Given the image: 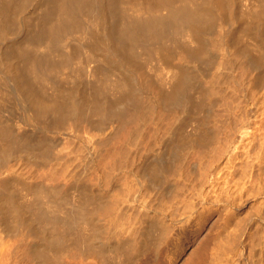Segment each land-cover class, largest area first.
Listing matches in <instances>:
<instances>
[{"label":"rangeland","instance_id":"obj_1","mask_svg":"<svg viewBox=\"0 0 264 264\" xmlns=\"http://www.w3.org/2000/svg\"><path fill=\"white\" fill-rule=\"evenodd\" d=\"M9 1H7V3H11L10 5H12L14 3L12 1L16 0ZM18 1L19 3H17ZM46 1L49 2V0H25L23 3H20L21 1L17 0L16 3H14V5H16L14 7L13 5L10 6L6 4V2L3 3L0 0V5L1 3L2 5L5 4L2 7L7 8L5 10V8L0 6L2 8V10L0 8V29L4 27V29H2L4 30V33H0V70L3 75H10V70L7 67V59L9 57L13 62L14 69L18 75H20L19 68L21 65L24 71L28 72L26 74L27 78L33 83L32 87L35 86V91L37 92L39 90L37 92L39 97L41 96L44 98V96H47L45 98L52 102V93H58L57 95L55 94V97L57 96L55 98V100H57L55 103L58 101L61 103L58 105H61L62 109H64V116L68 117V115H70V118L65 117L63 119L62 123H64V120L65 123L63 127L61 126L63 129L66 127L65 131L67 134H61V132H57V128H60L58 127V123H54L50 126V128L41 125L43 123H52V118H56L57 116L56 112V114L53 113L55 114L53 116H49L47 114V118L43 121V123L33 122L35 126L31 121L30 123L28 121L25 122L24 114L26 109L23 108L25 106H22L21 104L20 106L18 105V107L14 106L19 97L17 91L13 89V86H6L3 88L2 92L5 100L3 101L4 107L3 105L0 107V118L3 119L5 116L3 119L5 124H9L10 126L12 125L9 127L11 130L13 128L12 132L14 131L15 134H20V138L19 136L18 138L21 140V142L24 141L23 143L27 142L29 144L34 143L36 146H34L33 149L31 148V150H34V152L29 150V144H23L24 149L21 147L15 149L12 144H8V142L11 143L10 140L8 141L7 139H0V153L2 154H0V158L3 159L4 155H6V158L8 157V159H4L6 161L2 160V164L0 163V166L3 165L0 167V204L2 202V206L0 205V208L3 207L5 208L4 210L9 208V203L6 200V197H8L7 199L11 198V200L15 199L16 201H13L16 203V205L21 203L19 205L21 208L25 207V204L29 203V200L35 199L43 192L39 191V188H43L44 190L47 188V191L51 190L54 195L56 192L55 196L57 201L60 200L59 198L64 199V201L60 200L59 202H56L57 205L51 202L54 208L59 204L61 205V202L63 203V206L65 205L64 207L61 205V209H59L60 206H58V211H63L62 213L60 212L61 214L67 211L68 208H74L75 204L76 206L78 203L81 205L85 204L87 208L84 207L85 205L83 207L86 210L89 208L88 211H90V213L94 215L93 217L96 218H94L96 224H100V227L98 228L102 231L101 233L104 234L103 231L107 229L109 234H105V236H109V238L107 237V239L103 235L105 237L106 243L115 246L117 251L116 252L115 249L113 251L108 250L106 253H101V256L103 257H101L100 254L97 255V257L90 251H88V253L86 250H81L78 247L76 248L75 246L77 245H74L75 248H73L76 249L74 250L71 246L77 242L74 240L75 237L73 239L71 238L72 236L68 234L64 241V246H66V249L68 248V251L69 248L73 251L71 250L72 252H68L64 247H62L63 249L57 248L59 251L63 250L57 255L58 250L53 249V251L51 249L52 252L55 253L57 251V253H52V255H54H48L47 258L46 253L51 254L50 248H48L49 250H46V252L44 251L46 248H43L42 250L46 255L45 257L47 258L45 262H48L50 257H56L58 260L55 258L54 259L58 262L60 261L59 259L62 258L61 261L64 260L62 262L70 261L75 263L90 262L92 259L93 261H96V259L98 261H100V259H105V262H107L105 264H108L109 262L110 264H264V0H211L213 3V17L211 18L210 22L199 24L200 28L199 25H196L200 32L194 33L192 31H187L183 32L186 35L183 33H181L182 35L178 34V36L176 34H171V36L165 35L161 37L162 39L155 37L156 40L154 38H142L133 42L134 44L128 41V43H126L127 45L121 44L117 38L120 32V27L124 22H131L132 20L140 17L163 16L167 14L170 7L169 5L178 6L182 3H186L190 5L192 4L191 6L196 4H198V6H202L206 0H95L96 5H94V11L96 12L93 13L92 9V13L87 10L82 11L81 18L80 16L79 18L77 17V23H79L77 24L78 26L76 25L72 31V38L70 36V41L67 48H58L54 51H49V53L43 51L42 48V51H40L41 49H39L36 42L33 44V42L30 40V32L32 33L34 27L37 28L39 24L38 22L43 18H41V13L43 14L45 12L44 8H47L46 4H48V2L46 3ZM98 6L99 8H97ZM10 11L12 12L10 13ZM109 33H113L115 35H111ZM107 45H109V47ZM17 48H20L22 51H24V54L18 53L21 52V50H15ZM28 48H30V50ZM127 48L130 49L129 52L126 51ZM60 49H63L64 52L67 50V53H64L63 51V53L60 52ZM30 51L32 53L30 56H33L32 58L36 56L41 58L39 60L41 61V64L35 63L36 65H34V62L31 61V58H29L30 56L28 53ZM12 52L22 55L18 56L17 54H12ZM125 52H127L130 57ZM43 53H45V56ZM13 55H17V57H14ZM23 55H28V57L25 58ZM126 58L128 59L127 62H125ZM61 59L64 62H62ZM121 60L124 61L121 62ZM29 65H31V67ZM25 67H27L26 70ZM146 78L148 79L146 80ZM5 79H3V81L6 83L7 80ZM180 79L184 80V84L186 82L188 83L185 84V88H183V90L180 86ZM149 81L150 83H148ZM176 82H179L180 84L176 85ZM173 83L175 86H177L178 91L179 89L180 91L182 90L180 94L188 102H185L182 96V98L180 97L179 100L170 99L168 92L174 91V89H176V87L172 85ZM37 84L40 86V88H36V86H38ZM41 86H43V89ZM173 86L175 88H173ZM171 87L173 89H171ZM94 91H97L95 94H99V92L102 93L99 94L100 96H95ZM44 92L47 93V95H45ZM68 93L74 94V97L76 96V98L72 99H74L76 103L77 101H81L80 104L83 102V105L86 104L87 108L77 103L78 109L84 108L85 110L81 112L82 109H80L78 110V113L75 111L72 112L73 114L68 113L67 115L66 112L68 110L66 109L69 107L65 103L68 102L66 100H70L72 97H70L71 94L68 95ZM164 94L165 96L166 94L168 96L165 98ZM62 95L63 99L65 98L64 100H62ZM97 97L98 100H101V97V102H105H102L103 105H105L104 112L95 111V109L91 112L88 111L91 110V105H93V101L97 100ZM202 97L204 98V102ZM122 102L124 103L121 104ZM235 103L238 104L236 105ZM185 104L186 108H184ZM118 109L123 113V118L124 116L128 118H125L124 123L120 121L119 118L117 120V116H115L116 112L117 114L121 113ZM243 109H246V111L248 110L249 115L248 121L244 122L243 124V130L246 131V134L242 136L241 133L238 134V132H236V134L233 136L234 138H232L231 142L228 144L227 150L224 151L221 156L220 153L222 150L218 149L213 151V153L211 152V154H214L215 161L213 162L214 167H211L212 176L210 175L209 181H214L216 183H209L205 181L204 184H202L200 182L193 181L194 179L191 176H193L195 169L192 172L193 169L191 170L186 162H182L183 159L181 158L184 151L189 149L190 146H188L186 149L184 148V150L182 149L179 157L175 158V168H178L177 166L181 165L179 166L181 169L179 168L180 171H175V173H177L176 177L180 174V178L178 179L177 177L176 180L175 174H173V178H175L177 184L180 183L181 194L188 197L186 198L188 199V203L186 201V207L188 205L190 206L186 208L184 205L186 211H183L184 208L181 207L183 208L182 211H179L182 212L179 215L181 219L177 222L175 221V225L174 223L172 224L173 220L167 217H161V214L158 211H154L153 209H151V211H145L140 205H136V202L143 203L145 201H151V205L154 208L156 207L157 210L160 208L159 204L162 205L160 202H162L164 198L162 195H160L161 191L158 192L157 189L150 190L146 185L147 178L144 176L141 177L140 174L142 165L144 160L146 162V159L149 160L153 157L159 156V159L162 157L161 159L166 160L165 162H167V159L172 161L171 156H169V154L171 155L172 152L169 153V151L176 141L172 139L174 142L171 141L168 143V139L171 138V135L174 138V135L178 132L180 134L182 133V135H193L194 133L197 134L205 132L210 138L206 147H211L212 144H216L215 140L217 141V139H223V131L228 128L230 123L235 121H233V116ZM86 110L89 113L87 112V114H85ZM257 110L259 112H257ZM110 111L112 114H114V116L110 113ZM52 112L54 111H50L51 114ZM99 112L101 115H98ZM260 113L262 114L261 116ZM48 116L49 118H52L48 119ZM161 123L163 126L160 125ZM37 124H40L41 127ZM139 124H141V126ZM196 126L197 129H195ZM74 127L76 128L74 129ZM118 127L121 130H119ZM199 130L200 132H197ZM112 131H115V133ZM74 132L76 134H73ZM25 135L32 138L24 139L22 136ZM215 136H217L216 139L214 138ZM34 138H39L40 140H35ZM99 138H103L102 141H104V143L102 142L103 144L101 143V145L97 144ZM165 140L170 146L167 147L169 151L165 148V150L168 151L166 153L165 150H162L164 149L165 144H167ZM36 141H38V143ZM206 147L203 149L206 150ZM9 148L11 151L13 150L12 152H15L13 156V153L9 150ZM194 148H190L189 150H193L197 152V154L199 151H201L200 147L198 148L195 146ZM8 150L11 154H9ZM26 151H30L31 153H27ZM160 152H162V154ZM164 153L166 155H164ZM43 155H48L49 157L47 163L45 164L46 166L42 165L41 163V157ZM228 156H233V158H231L232 160H230ZM30 157L35 161H38V165L34 164L35 162L29 159ZM197 157L199 158V156ZM197 157L196 159L201 161V159H198ZM182 167L186 171H184ZM186 172H188L190 177H188ZM40 174L42 175V178ZM182 174L185 175L186 178L188 177V179L186 180L185 176ZM138 179H140V182ZM224 180L227 181L225 182ZM3 182H5V184ZM181 182L184 184V186L181 185ZM188 182H191V184L193 182L199 184H197L196 188L201 191V198L197 197L196 195L194 198L193 188L190 187L192 185L188 184L190 188H186L188 191L185 189L186 186L188 187V185H186ZM183 187L186 192L183 191ZM9 191H12V194H10ZM35 191H37L36 193L39 192V195L34 193ZM43 194L44 197H47L46 192H43L41 197H38L39 200L37 201L40 202ZM86 194L91 195L89 197L90 199L93 197V200H90ZM133 196L136 198L134 199ZM46 199L48 198H43V200ZM137 199L138 201H136ZM3 200L4 202L6 201V206L3 205ZM87 200L90 201L88 202ZM73 201L74 203L77 201L78 202L73 204ZM103 203L104 205H102ZM22 204L23 206H21ZM72 204L74 207H72ZM116 209H118V211ZM255 209L256 211L254 212ZM104 210L107 212H104ZM108 211L113 213L110 214ZM147 212L149 213L150 220H152V218L154 220H152V223L150 224L152 227L149 226V228L145 231V234H138V232H142V226L145 224L142 219L145 217H143L144 213ZM104 213H106L105 216L107 214L108 215L105 217L103 216ZM155 213L158 217L152 216L155 215ZM117 216L119 217L117 218ZM112 218H114V220ZM8 219L9 217L7 218V224L9 222ZM9 220L11 221L12 218L10 217ZM239 220L242 224V234H238V237H221V232L223 233L224 231V233H226L227 231L230 232V230L231 234L235 233L234 235H236L238 230L235 226H238L239 222L236 221ZM108 222H110V226L115 222V227L112 225L111 228H107V224L109 226ZM163 222L168 223V229H166V227V230L163 231L165 233H162L164 237H158L160 230L157 229H159V225L161 223L162 225H165ZM5 223L6 222H3V224ZM86 223L89 225H86ZM91 224L92 222H82V224L80 222V229L81 227H88L89 230L92 231L94 226ZM169 225L171 226L170 228ZM78 226L79 225H77L76 228H78ZM76 228H74V230ZM85 228L83 230L84 234H88L86 231L91 233L88 228H86L87 230ZM25 229V225L21 226L20 224L16 229L20 232L15 231L14 233H6V229L2 227L0 223V238L3 237L0 241V243L2 242L1 244L3 247L1 248L0 244V264H2V262L3 264H40L39 261H41V259L38 261V258L36 257L37 255L39 257V250L37 247L39 238L32 237L30 234L28 235ZM109 231L112 233V235H114V232L117 231L115 233L117 237H114L115 235L111 236ZM15 233H18L20 236L22 235L24 239L22 236L18 239L17 237L19 235L17 234V236ZM103 236L100 237L103 239ZM15 238L16 240H14ZM229 239H231V242ZM12 240L18 241L12 242ZM71 240L73 241L72 243L70 242ZM132 240L134 241L132 242ZM33 241L34 243L36 241L34 245H32ZM129 241L131 242L129 243ZM3 242H6L7 246ZM8 242L12 244L11 247ZM114 242H116L117 245H114ZM155 243H157V246ZM154 244L155 247H153ZM13 245H17L15 246L16 251H14ZM30 245H32V247L34 246L35 249L38 250H35L36 252L34 253L35 255L33 254L34 256L31 252H29L31 250L34 252ZM26 246L28 249H31H29V251L28 249L27 251L26 249L23 250ZM126 246H128V249L130 247L132 248L126 250ZM59 248H61V246H59ZM121 248L126 250L128 253L130 252L131 255L126 253V251L125 253L124 251L121 252ZM77 249L79 250L77 251ZM7 250L8 254L10 251L11 253H15H12L8 256L6 252ZM1 251L4 252V254ZM155 251H157V253H155ZM206 255L207 257H205ZM227 255L230 256L228 257ZM10 256L13 258H10ZM93 256L95 258H93ZM109 256L111 258L113 257L111 261H109ZM54 259L51 258L52 262L55 263Z\"/></svg>","mask_w":264,"mask_h":264},{"label":"bare ground","instance_id":"obj_2","mask_svg":"<svg viewBox=\"0 0 264 264\" xmlns=\"http://www.w3.org/2000/svg\"><path fill=\"white\" fill-rule=\"evenodd\" d=\"M4 1V0H3ZM2 0H1V2H3ZM7 1H9V0H7ZM7 1L5 0L4 2H6V4H8L7 3ZM12 1V0H11ZM17 1V0H16ZM16 1H12V2H14V3H16ZM21 2L20 3H23V1H25V0H20ZM147 1V0H146ZM3 2V3H4ZM10 2V1H9ZM48 1H46V3H47ZM103 2V1H102ZM14 3L12 4L14 7L16 6V5H14ZM17 3H19V1L17 2ZM97 3H99V2H97ZM154 3H156V2H154ZM219 3V2H218ZM11 3H9L8 5H10ZM101 4V3H100ZM100 4H99V6H100ZM109 4V3H108ZM214 4H216V3H214ZM3 5H5V4H3ZM2 5V3H1V7L3 6ZM12 5H10V6H12ZM20 5V4H19ZM94 5H96V3H95V0H49V2H48V4H46V6H47V8L45 7L43 10L45 11L43 14L41 13V21H37L38 23V26H37V28H33V31H32V33L30 32V40L33 42V44L36 42V44L38 45V47H39V49H43V51H45V52H48L49 53V51L51 52L52 50L54 51V50H56V49H58V48H63V49H66L67 48V46H68V44H69V41H70V36H71V38H72V31H73V29H74V27L79 23H77V21H78V19H77V17L79 18V16H80V18H81V13H82V11H89V12H91L92 13V10H93V13L94 12H96V11H94ZM192 5V4H191ZM190 4H186V3H182L181 5H175V6H171V5H169L170 7H169V9H168V12H167V14H165V15H163V16H155V17H153V16H151V17H140V18H137V19H134V20H132L131 22L130 21H127V22H124L123 24H122V26L120 27V32H119V34H118V36H117V38H118V40L120 41V43L121 44H126V43H128V41L129 42H135V41H137V40H140V39H142V38H145V39H151V38H154L155 39V37H157V38H161V37H163V36H165V35H167V36H171V34H176L177 36H178V34L180 35L181 33H183V32H187V31H192V32H194V33H197V32H200L199 31V29H198V27H196V25H199V24H203V23H207V22H210L211 21V18L213 17L212 15H213V11H212V9H213V3H212V1L211 0H206V2H204V4H202V6L201 5H199L198 6V4H196V5H193V6H191ZM99 6L97 7V8H99ZM106 6V5H105ZM0 7V8H1ZM9 7V6H8ZM96 7V6H95ZM109 7V6H108ZM138 7V6H137ZM2 8H5V7H2ZM2 8H1V10H2ZM12 8V7H11ZM7 8H5V10H6ZM9 9H10V7H9ZM9 9H8V11H9ZM92 9V10H91ZM11 10V9H10ZM91 10V11H90ZM102 10V9H101ZM100 10V11H101ZM220 11V10H219ZM12 11H10V13H11ZM42 12V11H41ZM150 12V11H149ZM156 12V11H155ZM115 13V12H114ZM146 13V12H145ZM4 14H5V12H4ZM39 19H40V16H39ZM38 20V19H37ZM213 20V19H212ZM36 22V21H35ZM34 24V23H33ZM207 25V24H206ZM206 25H204V26H206ZM78 26V25H77ZM83 27V26H82ZM119 28V27H118ZM199 28H200V25H199ZM2 29H4V27H2L1 29H0V31L2 30ZM112 30V29H111ZM119 30V29H118ZM0 33H4V30H2ZM109 34H111V33H109ZM170 34V35H169ZM183 34H185V33H183ZM4 35V34H3ZM111 35H115V34H111ZM175 35V36H176ZM182 35V34H181ZM186 35V34H185ZM112 37V36H111ZM109 38H110V35H109ZM115 38V37H114ZM168 38H171V37H168ZM107 39V38H106ZM112 39V38H111ZM153 39V40H154ZM159 39H157V40H159ZM162 39V38H161ZM167 39V38H166ZM116 40V39H115ZM156 40V39H155ZM148 41V40H147ZM153 42V41H152ZM170 42V41H169ZM134 44V43H133ZM110 45V44H109ZM109 45H107L108 47H109ZM127 45V44H126ZM75 46V45H74ZM106 46V45H105ZM116 46V45H115ZM132 46V45H131ZM28 47V46H27ZM108 47H107V49H108ZM148 47V46H147ZM19 49V50H18ZM23 49V48H22ZM26 49V48H25ZM29 50H30V48H28ZM35 49V48H34ZM38 49V48H37ZM42 49L40 50V51H42ZM61 50L60 52H64V50ZM150 49V48H149ZM198 49V48H197ZM15 50H18V51H20L21 49L20 48H17V49H15ZM28 50V51H29ZM126 51H130V49L129 48H127V50ZM196 51V50H195ZM15 52V51H14ZM14 52H12V54L14 53ZM26 52V51H25ZM62 52V53H63ZM66 53H67V50L65 51ZM64 52V53H65ZM18 53H22V54H24V51H22L21 50V52H18ZM38 53V52H37ZM71 53V52H70ZM123 53V52H122ZM125 53H127V52H125ZM131 53H133V52H131ZM14 54H17V53H14ZM21 54V55H22ZM29 54V56H30V54H32L31 53V51L28 53ZM44 54V56H45V53H43ZM47 54V53H46ZM18 56H21L20 54H17ZM17 55L15 56V55H13L14 57H17ZM38 55V54H37ZM40 55H42V54H40ZM60 55H62V54H60ZM126 55V54H125ZM127 55H129L128 53H127ZM132 55V54H131ZM135 55V54H134ZM23 56H25V55H23ZM121 56V55H120ZM191 56V55H190ZM28 57V55H26L25 56V58H27ZM33 57V56H32ZM31 56L29 57V58H31V61H33L34 62V65H36L35 63H38V64H41V61H39L41 58H39V56L36 58V57H34V58H32ZM66 57V56H65ZM70 57V56H69ZM123 57V56H122ZM121 57V58H122ZM129 57H130V55H129ZM197 57V56H196ZM24 58V57H23ZM28 58V59H29ZM39 58V59H38ZM43 58V57H42ZM67 58V57H66ZM27 59V60H28ZM123 59V58H122ZM46 60V59H45ZM45 60H43V61H45ZM64 60V59H63ZM131 60V59H130ZM29 61V60H28ZM42 61V62H43ZM61 61H62V59H61ZM66 61V60H65ZM122 61H124V60H121V62ZM128 61V59L126 58V60H125V62H127ZM134 61V60H133ZM30 62V61H29ZM40 62V63H39ZM62 62H64V61H62ZM68 62V61H67ZM131 62H132V60H131ZM264 62V61H263ZM258 63V62H257ZM22 64V63H21ZM30 64V63H29ZM43 64V63H42ZM45 64V63H44ZM252 64H253V62H252ZM48 65V64H47ZM53 65V64H52ZM30 67H31V65H29ZM29 66H28V68H29ZM39 66V65H38ZM50 66V65H49ZM54 66V65H53ZM254 66H255V64H254ZM7 67H8V69L10 70V75H3V73L1 72V70H0V107H2V105H3V107H4V104H3V101L5 100V97H3V92H2V90H3V88H5L6 86L7 87H9V86H13V89H15L16 91H17V93H18V95H19V97H18V100H17V102H16V104L14 105V106H17L18 107V105L20 106V104L23 106H25V107H23V108H25L26 109V112H25V114H24V121L26 122V121H28L29 123H30V121L33 123H36V122H42L43 123V121L44 120H46V118H47V114L50 116V115H55L56 113V118L55 117H51L52 118V123H43V124H41V125H43L44 127H47V128H50V126L51 125H53L54 123H58V127H60L59 129L57 128V132H61V134H67V132L65 131V128L63 129L62 127H63V125H64V123H65V120H64V123H62L63 122V119L66 117V118H70V115H68V113L70 114V113H72V112H75L76 111V113H78V110H80V109H82L81 110V112L83 111V110H85L84 108H79L78 109V104L77 103H79L80 104V102H78L77 101V103L75 102V100L74 99H72V98H76V96L74 97V94H71V93H68V95H70V97H71V99L70 100H66V101H68V102H63V103H65L66 105H68V109H66V110H68L66 113H67V115H68V117L67 116H64V113H63V110L64 109H62V107H61V105H58V104H61V103H59V101L57 102V103H55L57 100H55V98L57 97H55V94H54V92L52 93L53 95H51V96H53V100H52V102H50L49 100H47L45 97H47V96H44V98L43 97H39L38 95V91L36 92L35 90V86L34 87H32V85H33V83L32 82H30L31 80L30 79H28L27 78V73L28 72H25L24 71V69H23V67H22V65H21V67L19 68V73H20V75H18V73L15 71V69H14V65H13V62L10 60V58L8 57V59H7ZM34 67V66H33ZM40 67V66H39ZM26 68L27 67H25V70H26ZM35 68V67H34ZM42 68V67H41ZM99 68V67H98ZM97 68V69H98ZM46 69V68H45ZM48 69V68H47ZM53 69V68H52ZM54 69H55V67H54ZM90 69V68H89ZM31 70V69H30ZM33 70V69H32ZM92 70V69H91ZM98 71V70H97ZM40 72V71H39ZM95 72V71H94ZM218 72V71H217ZM96 73V72H95ZM166 73V72H165ZM168 73V72H167ZM188 73V72H187ZM38 74V73H37ZM181 74V73H180ZM213 74V73H212ZM218 74V73H217ZM45 75H46V73H45ZM96 75V74H95ZM163 75H164V73H163ZM31 76V75H30ZM40 76V75H39ZM43 76V75H42ZM167 76V75H166ZM184 76V75H183ZM219 76V75H218ZM83 77V76H82ZM105 77V76H104ZM181 78H183L182 76H180ZM189 77V76H188ZM211 77H212V75H211ZM216 77H217V75H216ZM216 77H215V79H216ZM6 78V79H5ZM32 78V77H31ZM103 78V77H102ZM125 78V77H124ZM128 78V77H127ZM176 78H177V75H176ZM210 78V77H209ZM228 78H229V76H228ZM3 79H5V80H7V82L5 83L4 81H3ZM35 79V78H34ZM105 79V78H104ZM145 79V78H144ZM148 78H146V80H147ZM179 79V78H178ZM188 79V78H187ZM191 79V78H190ZM240 79V78H239ZM241 79H242V76H241ZM108 80V79H107ZM106 80V81H107ZM118 80V79H117ZM181 80V84L179 83V82H176V85L177 84H180V86H181V89L183 90V88H185V84L187 83H185L184 84V80L183 79H180ZM218 80V79H217ZM224 80V79H223ZM152 81V80H151ZM164 81V80H163ZM162 81V82H163ZM245 81V80H244ZM34 82V81H33ZM103 82V81H102ZM117 82H119V81H117ZM129 82V81H128ZM160 82V81H159ZM172 82V81H171ZM4 83H5V85H4ZM32 83V84H31ZM99 83V82H98ZM131 83V82H130ZM148 83H150V81L148 82ZM157 83V82H156ZM175 83V82H174ZM174 83L172 84V85H174ZM191 83V82H190ZM95 84H96V82H95ZM121 84V83H120ZM188 84V83H187ZM192 84V83H191ZM207 84V83H206ZM240 84V83H239ZM38 85V84H37ZM93 85V84H92ZM102 85V84H101ZM112 85V84H111ZM118 85H119V83H118ZM165 85V84H164ZM231 85V84H230ZM39 86V85H38ZM38 86H36V88H40V86L38 87ZM95 86H97V85H95ZM120 86V85H119ZM175 86V85H174ZM173 86V88H175L176 87V89H174V91H170V92H168V95H170V99H174V100H179V98L182 96L180 93H181V91H180V89H179V91H178V89H177V86H175L174 87ZM179 86V87H180ZM191 86V85H190ZM247 86V85H246ZM43 86H41V88H42ZM94 87V86H93ZM108 87V86H107ZM130 87V86H129ZM133 87H134V85H133ZM170 87V86H169ZM187 87V86H186ZM206 87H208V86H206ZM237 87V86H236ZM32 88H34V89H32ZM101 88V87H100ZM124 88V87H123ZM143 88H144V86H143ZM145 88H147V87H145ZM155 88V87H154ZM157 88V87H156ZM168 88V87H167ZM172 87H171V89H173ZM192 88V87H191ZM235 88V87H234ZM233 88V89H234ZM246 88V87H245ZM43 89V88H42ZM41 89V90H42ZM97 89H99V88H97ZM131 89V88H130ZM150 89V88H149ZM153 89V88H152ZM161 89V88H160ZM159 89V90H160ZM188 89V88H187ZM223 89H224V87H223ZM222 89V90H223ZM236 89V88H235ZM238 89V88H237ZM60 90V89H59ZM104 90H105V88H104ZM120 90V89H119ZM124 90V89H123ZM137 90V89H136ZM135 90V91H136ZM221 90V91H222ZM230 90V89H229ZM248 90V89H247ZM44 91V90H43ZM42 91V92H43ZM91 91V90H90ZM108 91V90H107ZM114 91V90H113ZM144 91V90H143ZM154 91H156V90H154ZM161 91V90H160ZM185 91H187V90H185ZM189 91V90H188ZM208 91H210V90H208ZM217 91V90H216ZM220 91V90H219ZM234 91V90H233ZM254 91V90H253ZM42 92H41V95H42ZM95 92H97V91H94V95L95 96H98L99 94H101L100 92H99V94H95ZM122 92V91H121ZM128 92V91H127ZM149 92H150V90H149ZM200 92V91H199ZM45 93V92H44ZM107 93V92H106ZM133 93V92H132ZM131 93V94H132ZM141 93H144V92H141ZM140 93V94H141ZM157 93V92H156ZM189 93V92H188ZM187 93V94H188ZM216 93V92H215ZM231 93V92H230ZM58 94V93H57ZM56 94V95H57ZM147 94V93H146ZM145 94V95H146ZM159 94V93H158ZM192 94V93H191ZM235 94V93H234ZM233 94V95H234ZM255 94V93H254ZM44 95V94H43ZM45 95H47V93H45ZM125 95V94H124ZM167 94H166V96H168ZM190 95V94H189ZM250 95V94H249ZM5 96V95H4ZM95 96H94V98H95ZM100 96V95H99ZM114 96H115V94H114ZM120 96V95H119ZM138 96V95H137ZM164 96H165V94H164ZM166 96H165V98H166ZM230 96V95H229ZM245 96V95H244ZM251 96V95H250ZM249 96V97H250ZM62 97V100H64L63 99V95L61 96ZM67 97V96H66ZM153 97V96H152ZM183 97V96H182ZM181 97V98H182ZM221 97V96H220ZM68 98V97H67ZM115 98V97H114ZM141 98V97H140ZM145 98V97H144ZM155 98V97H154ZM203 98V97H202ZM207 98H208V96H207ZM61 99V98H60ZM69 99V98H68ZM97 100H95V101H93V105H91V110H88V111H93L94 109H95V111H102V112H104V106L105 105H103V103L102 102H104V101H102L101 102V100H102V98L100 97V99L101 100H98V97L96 98ZM125 99V98H124ZM157 99V98H156ZM183 99H184V97H183ZM77 100V99H76ZM117 100V99H116ZM130 100H131V97H130ZM140 100V99H139ZM169 100V99H168ZM185 100V99H184ZM211 100V99H210ZM219 100V99H218ZM234 100V99H233ZM241 100V99H240ZM107 101V100H106ZM120 101H121V99H120ZM187 100H185V102H186ZM206 101V100H205ZM235 101V100H234ZM243 101V100H242ZM253 101V100H252ZM25 102V103H24ZM112 102V101H111ZM110 102V103H111ZM136 102H138V101H136ZM188 102V101H187ZM203 102H204V98H203ZM230 102V101H229ZM62 103V104H63ZM87 103V102H86ZM105 103V102H104ZM113 103V102H112ZM124 102H122L121 104H123ZM130 103V102H129ZM128 103V104H129ZM139 103V102H138ZM162 103V102H161ZM160 103V104H161ZM199 103V102H198ZM212 103V102H211ZM224 103V102H223ZM226 103V102H225ZM115 104V103H114ZM230 104V103H229ZM236 104V103H235ZM238 104V103H237ZM236 104V105H237ZM252 104V103H251ZM64 105V104H63ZM65 105V106H66ZM80 105H83V102H82V104H80ZM126 105V104H125ZM124 105V106H125ZM132 105V104H131ZM137 105V104H136ZM139 105V104H138ZM143 105H144V103H143ZM148 105V104H147ZM158 105V104H157ZM168 105V104H167ZM206 105V104H205ZM208 105V104H207ZM224 105V104H223ZM254 105V104H253ZM6 106V105H5ZM85 108H87L86 107V104L85 105H83ZM82 106V107H83ZM89 106V105H88ZM108 106V105H107ZM121 106V105H120ZM133 106V105H132ZM142 106V105H141ZM173 106V105H172ZM179 106V105H178ZM67 107V106H66ZM80 107V106H79ZM110 107V106H109ZM108 107V108H109ZM114 107V106H113ZM119 107V106H118ZM137 107V106H136ZM167 107V106H166ZM169 107H170V105H169ZM16 108V107H15ZM65 108V107H64ZM135 108V107H134ZM148 108H150V107H148ZM160 108H161V106H160ZM159 108V109H160ZM184 108H186V104H185V107ZM220 108V107H219ZM226 108V107H225ZM1 109V108H0ZM3 109V108H2ZM11 109V108H10ZM133 109V108H132ZM145 109V108H144ZM153 109V108H152ZM171 109V108H170ZM169 109V110H170ZM232 109V108H231ZM54 111V112H52V114L50 113V111ZM65 110V111H66ZM109 110H110V108H109ZM115 110V109H114ZM119 110V109H118ZM135 110H136V108H135ZM219 110V109H218ZM240 110V109H239ZM1 111V110H0ZM87 110L85 111V114H87V112H88ZM111 111H112V109H111ZM111 111H110V113H111ZM117 111V110H116ZM123 111V110H122ZM141 111V110H140ZM144 111H146V110H144ZM200 111V110H199ZM221 111V110H220ZM231 111V110H230ZM233 111V110H232ZM255 111V110H254ZM5 112V111H4ZM56 112V113H55ZM119 112H121L120 110H119ZM125 112V111H124ZM139 112V111H138ZM159 112V111H158ZM257 112H259L258 110H257ZM3 113V112H2ZM7 113V112H6ZM53 113H55V114H53ZM76 113H74V114H76ZM79 113H80V111H79ZM89 113V112H88ZM94 113V112H93ZM98 113V112H97ZM97 113H96V115H97ZM128 113V112H127ZM167 113V112H166ZM227 113V112H226ZM255 113H256V111H255ZM8 114V113H7ZM6 114V115H7ZM73 114V113H72ZM82 114V113H81ZM81 114H80V116H81ZM112 114V113H111ZM122 114V115H121ZM171 114V113H170ZM188 114V113H187ZM219 114V113H218ZM222 114V113H221ZM220 114V115H221ZM98 115H101L100 114V112H99V114ZM113 116H114V114H112ZM140 115H142V114H140ZM150 115V114H149ZM149 115H147V116H149ZM185 115V114H184ZM217 115V114H216ZM262 114L260 113V116H261ZM49 116H48V119H51V118H49ZM85 116V115H84ZM115 116H117V120H118V118L120 119V121H122L123 123H124V120H125V118H127V117H125L124 116V118H123V113L121 112V113H118L117 114V112H116V115ZM139 116V115H138ZM170 116V115H169ZM256 116H257V114H256ZM3 117V116H2ZM5 117V116H4ZM4 117H3V119H4ZM100 117V116H99ZM132 117V116H131ZM151 117V116H150ZM158 117V116H157ZM182 117V116H181ZM255 117V116H254ZM138 118V117H137ZM188 118V117H187ZM220 118H222V117H220ZM225 118V117H224ZM233 121L234 122H232V123H230V125L228 126V128L226 129V130H224L223 131V139L222 140H218L217 139V141L215 140V142H216V144H212L211 145V147L209 146V147H206L207 146V144H208V142H209V135L208 134H206L205 132H201V133H197V134H184V135H182V133L180 134L179 132L178 133H176L175 135H174V138L172 137V135L170 136L171 138L170 139H168V143H170L171 141H173L172 139H174L176 142H174V144L172 145V148L170 149V151H169V149H167V147L169 146V144L167 143V139L165 140L166 141V143L167 144H165V147H164V149H162V150H165V148L169 151V153L170 152H172L171 153V155L169 154V156H171V160L172 161H170L169 159H167V162H165L166 160H163V159H159V156L157 157H153L152 159H149V160H147L146 159V162H145V160H144V163H143V165H142V169H141V174H140V176L142 177V176H144V177H146L147 178V186H148V188L151 190V189H157L158 190V192L159 191H161L160 192V195H162L163 196V198H164V200L162 201V202H160L162 205H160L159 204V206H160V208L157 210L156 209V207L154 208L152 205H151V201H149V202H147V201H145V202H140V203H138V202H136V205H140L141 207H142V209H144L145 211L147 210H150L151 211V209H153L154 211H158L160 214H161V217H167V218H169V219H171V220H173V222H172V224L174 223V225L176 224L175 223V221L177 222L178 220H180L181 218H180V214L182 213V212H179V211H182V209L184 208V205H185V207H186V205H187V203H188V199H186V198H188V197H186V195L184 196L183 194H181V188H180V183L179 184H177L176 182V180H177V177H178V179L180 178L179 176H180V174H179V176H177L176 177V175H177V173H175V171L177 170H179V166H181V165H178L177 167L178 168H175V165H174V162L176 161L175 160V158L176 157H179V155H180V152L182 151V149L184 150V148L186 149L188 146H190V148L192 149V148H194L195 146H197L198 148L200 147V150L201 151H199L198 152V154H197V152H195V151H190L189 149H187V150H185L184 151V153L182 154V156H181V158L183 159V161L182 162H186L187 163V165L190 167V169L192 170V172L194 171V169H195V171L193 172V176H191V177H193V181H197V182H200V183H202V184H204V182L206 181V182H209V183H211V182H214V181H209V178H210V175L212 176V174H211V167L213 166V162L215 161V157H214V154H211V152L213 153V151H215V150H222V152L220 153V156L223 154V152L224 151H226L227 150V147H228V144L231 142V140H232V138H234L233 136L236 134V132H238V134L239 133H241V135L243 136V135H245L246 134V131H244L243 130V124H244V122H246V121H248V119H249V115H248V110L246 111V109H243V110H241L239 113H236L234 116H233ZM258 118H260V117H258ZM3 119H1L0 118V139H7L8 141L10 140L11 141V143L10 142H8V144H12V146L13 147H15V149H18V148H23L24 146H23V144H29V143H27V142H25V143H23L24 141H22L21 142V140H19V138H20V134L18 135V134H15V132L13 131L12 132V130H13V128H12V130H11V128H9V127H11L9 124H7V125H9V126H7L6 124H5V121L3 120ZM100 119V118H99ZM128 119V118H127ZM131 119H133V118H131ZM145 119V118H144ZM167 119V118H166ZM170 119V118H169ZM194 119V118H193ZM42 120V121H41ZM68 120V119H67ZM141 120V119H140ZM230 120H231V118H230ZM97 121V120H96ZM127 121V120H126ZM125 121V122H126ZM136 121V120H135ZM145 121V120H144ZM162 121V120H161ZM160 121V122H161ZM181 121V120H180ZM223 121H224V119H223ZM264 121V120H263ZM7 122V121H6ZM46 122V121H45ZM154 122V121H153ZM175 122V121H174ZM195 122V121H194ZM33 123V125L35 126V124ZM136 123H138V122H136ZM135 123V124H136ZM164 123V122H163ZM165 123H167V122H165ZM172 123V122H171ZM192 123V122H191ZM226 123V122H225ZM235 123V124H234ZM16 124V123H15ZM62 124V125H61ZM96 124H97V122H96ZM178 124V123H177ZM18 125V124H17ZM38 126L40 125V124H37ZM41 125H40V127H41ZM81 125V124H80ZM127 125V124H126ZM129 125V124H128ZM140 126H141V124H139ZM144 125V124H143ZM160 125H162L163 126V124L161 123ZM166 125V124H165ZM164 125V126H165ZM172 125H174V124H172ZM263 125V124H262ZM56 126H57V124H56ZM62 126V127H61ZM116 126H119V125H116ZM140 126H138V127H140ZM151 126H152V124H151ZM159 126V125H158ZM170 126V125H169ZM198 126V125H197ZM197 126H196V128L195 129H197ZM82 127V126H81ZM98 127V126H97ZM176 127H177V125H176ZM199 127H200V125H199ZM53 128V127H52ZM76 127H74V129H75ZM119 128V127H118ZM131 128V127H130ZM178 128V127H177ZM176 128V129H177ZM246 128V127H245ZM15 129V128H14ZM117 129V128H116ZM141 129V128H140ZM143 129V128H142ZM151 129V128H150ZM165 129H166V127H165ZM220 129V128H219ZM249 129V128H248ZM78 130V129H77ZM111 130H112V128H111ZM114 130V129H113ZM119 130H121L120 128H119ZM163 130V129H162ZM169 130V129H168ZM68 131V130H67ZM70 131V130H69ZM71 131H72V128H71ZM75 131V130H74ZM125 131V130H124ZM165 131V130H164ZM174 131H175V129H174ZM193 131V130H192ZM204 131V130H203ZM206 131V130H205ZM261 131V130H260ZM263 131H264V129H263ZM262 131V132H263ZM54 132V131H53ZM113 132V131H112ZM127 132V131H126ZM146 132V131H145ZM197 132H200V130L199 131H197ZM211 132H213V131H211ZM249 132V131H248ZM69 133V132H68ZM113 133H115V131L113 132ZM119 133V132H118ZM122 133V132H121ZM141 133V132H140ZM165 133H166V131H165ZM174 133V132H173ZM214 133V132H213ZM60 134V133H59ZM73 134H76L75 132L73 133ZM218 134V133H217ZM259 134H260V132H259ZM30 135V134H29ZM124 135V134H123ZM132 135V134H131ZM167 135V134H166ZM215 135V134H214ZM221 135V134H220ZM18 136H19V138H18ZM110 136H111V134H110ZM24 139H29L30 137L28 136H22ZM27 137V138H26ZM100 137V136H99ZM108 137V136H107ZM118 137V136H117ZM116 137V138H117ZM127 137V136H126ZM169 137V136H168ZM211 137V136H210ZM219 137V136H218ZM245 137V136H244ZM32 138V137H31ZM30 138V139H31ZM215 139L217 138V136H215L214 137ZM35 139V138H34ZM37 139H39V138H37ZM37 139H35V140H37ZM103 139V138H102ZM102 139H100L99 138V140H98V142H97V144H100L101 145V143L103 142L104 143V141H102ZM119 139V138H118ZM123 139V138H122ZM124 139H125V137H124ZM248 139V138H247ZM7 140H5V141H7ZM34 140V141H35ZM40 140V139H39ZM38 140V141H39ZM117 140V139H116ZM131 140V139H130ZM251 140H252V138H251ZM30 141V140H29ZM31 141H33V140H31ZM38 141H36L37 143H38ZM42 141V140H41ZM40 141V142H41ZM122 141V140H121ZM123 141H125V140H123ZM127 141V140H126ZM132 141V140H131ZM211 141V140H210ZM246 141V140H245ZM44 142V141H43ZM117 142H118V140H117ZM172 142V143H173ZM214 142V143H215ZM233 142V141H232ZM6 143V142H5ZM102 143V144H103ZM110 143V142H109ZM165 143V142H164ZM246 143V142H245ZM254 143V142H253ZM7 144V143H6ZM36 144V143H35ZM41 144V143H40ZM39 144V145H40ZM120 144V143H119ZM125 144V143H124ZM139 144V143H138ZM237 144V143H236ZM30 145V149L29 150H31V148L33 149L34 148V146H36V145H34V143H32V144H29ZM108 145V144H107ZM112 145V144H111ZM164 145V144H163ZM240 145V144H239ZM247 145V144H246ZM38 146V145H37ZM113 146V145H112ZM123 146V145H122ZM133 146V145H132ZM11 147V146H10ZM111 147V146H110ZM170 147V146H169ZM204 147H206L207 149L205 150V149H203ZM36 148V147H35ZM238 148V147H237ZM244 148V147H243ZM7 149V148H6ZM24 149V148H23ZM27 149V150H28ZM195 149V148H194ZM234 149H236V148H234ZM9 150H10V148H9ZM8 150V151H9ZM172 150V151H171ZM11 151V150H10ZM10 151H9V154H11L10 153ZM13 151V150H12ZM11 151V152H12ZM17 151H19V150H17ZM16 151V152H17ZM34 152V150H31V152ZM152 151H153V149H152ZM168 151H166L165 150V153L166 152H168ZM232 151V150H231ZM230 151V152H231ZM248 151V150H247ZM20 152V151H19ZM27 152V151H26ZM29 153H31L30 151H28ZM27 152V153H28ZM139 152V151H138ZM163 152V151H162ZM162 152H160L161 154H162ZM5 153V152H4ZM13 154H12V156L15 154V152H12ZM22 153V152H21ZM164 153V155H166ZM1 154V153H0ZM8 154V155H9ZM234 154V153H233ZM238 154V153H237ZM2 155V154H1ZM7 155V156H8ZM29 155V154H28ZM151 155V154H150ZM160 155V154H159ZM172 155H173V157H172ZM217 155V154H216ZM230 155V154H229ZM32 156V155H31ZM144 156V155H143ZM161 156V155H160ZM197 156H199V158L197 157ZM1 157V156H0ZM3 157V156H2ZM89 157V156H88ZM165 157V156H164ZM163 157V158H164ZM196 157L198 158V159H201V161H199V160H197L196 159ZM229 157V156H228ZM6 158V155H4V158L3 159H1L0 158V163L2 162V160L3 161H6V160H4ZM48 155H43L42 157H41V160H42V165H45L46 163H47V161H48ZM92 158V157H91ZM146 158V157H145ZM148 158V157H147ZM231 158H233V156H231V157H229V159L230 160H232ZM6 159H8V157L6 158ZM30 160H32L33 162H35L34 164H36V165H38V161H35L33 158H29ZM36 159V158H35ZM178 159V158H177ZM37 160V159H36ZM88 160V159H87ZM170 162H169V161ZM83 161V160H82ZM38 162V163H37ZM90 162V161H89ZM93 162V161H92ZM109 162V161H108ZM117 162V161H116ZM126 162V161H125ZM253 162V161H252ZM264 162V161H263ZM4 163V162H3ZM82 163V162H81ZM127 163V162H126ZM227 163V162H226ZM229 163V162H228ZM255 163V162H254ZM2 164V163H1ZM94 164V163H93ZM122 164H123V162H122ZM248 164V163H247ZM117 165V164H116ZM177 165V164H176ZM229 165V164H228ZM238 165V164H237ZM1 166H3V165H1ZM0 166V167H1ZM46 166V165H45ZM85 166H87V165H85ZM121 166V165H120ZM126 166V165H125ZM183 166V165H182ZM243 166H245V165H243ZM258 166V165H257ZM44 167V166H43ZM115 167V166H114ZM214 167V166H213ZM238 167V166H237ZM240 167V166H239ZM111 168V167H110ZM183 168V167H182ZM249 168H251V167H249ZM81 169V168H80ZM79 169V170H80ZM107 169V168H106ZM181 169V168H180ZM186 169H187V167H186ZM235 169V168H234ZM241 169V168H240ZM45 170V169H44ZM78 170V171H79ZM111 170V169H110ZM183 170H184V168H183ZM242 170V169H241ZM42 171V170H41ZM85 171V170H84ZM180 171V170H179ZM184 171H186V170H184ZM188 171V170H187ZM261 171V170H260ZM102 172V171H101ZM181 172H183V171H181ZM248 172V171H247ZM262 172V171H261ZM42 173V172H41ZM77 173V172H76ZM75 173V174H76ZM112 173V172H111ZM184 173V172H183ZM187 173V175H188V177H190L189 176V174H188V172H186ZM45 174V173H44ZM78 174V173H77ZM105 174V173H104ZM173 174H175V177H176V180H175V178H173L174 177V175ZM41 175V174H40ZM39 175V176H40ZM107 175H108V173H107ZM183 175V174H182ZM229 175V174H228ZM231 175V174H230ZM38 176V177H39ZM43 176H45V175H43ZM183 176H185V175H183ZM220 176V175H219ZM225 176V175H224ZM0 177H1V175H0ZM77 177V176H76ZM188 177L186 178V176H185V179L187 180L188 179ZM41 178H42V175H41ZM78 178V177H77ZM106 178V177H105ZM109 178V177H108ZM212 178V177H211ZM38 179H40V178H38ZM76 179V178H75ZM107 179V178H106ZM172 179V180H171ZM174 179V180H173ZM184 179V180H185ZM253 179V178H252ZM41 180V179H40ZM52 180V179H51ZM117 180V179H116ZM139 180V182H140V179H138ZM137 180V181H138ZM217 181H218V179H217ZM225 181V180H224ZM227 181V180H226ZM225 181V182H226ZM121 182V181H120ZM123 182H124V180H123ZM179 182V181H178ZM183 182V181H182ZM181 182V185H183L184 186V184ZM195 182H193L192 184H191V182L189 183H187L186 185H188V184H190V185H192V186H190V187H192L193 188V196H194V198H195V195L197 196V197H199V198H201V191L200 190H198V188H196L197 187V184L195 183ZM4 184H5V182H3ZM214 183H216V182H214ZM252 183V182H251ZM195 184H196V186H195ZM224 184H226V183H224ZM253 184V183H252ZM122 185V184H121ZM199 185V184H198ZM201 185V184H200ZM232 185V184H231ZM43 186V185H42ZM41 186V187H42ZM213 186H215V185H213ZM250 186V185H249ZM253 186V185H252ZM44 187V186H43ZM55 187H57V186H55ZM182 187V186H181ZM7 188V187H6ZM51 188V187H50ZM188 189L189 188V185H188V187L186 186L185 187V189ZM248 188V187H247ZM42 189V190H41ZM46 190H44L43 188H39L38 190L39 191H43V192H46V195H47V197H44V194L42 195V198H41V200H40V202H42V203H44V204H42V203H40L39 201H37V200H39L38 199V197L40 196L41 197V194L43 193H41L40 195L38 194V193H36L37 191H35L34 193H36V194H38L39 196L38 197H36L35 199H33V200H29V203H26L25 204V202H24V204H25V207H20L19 205L21 204H19L18 202V204L19 205H16V203H14V201L13 200H15V199H12L11 200V198L10 199H7L8 197H6V200H7V202L9 203L8 204V206H9V208H7L6 210H4L5 208H0V223H1V226L2 227H4L5 229H6V233H14L15 231L16 232H20V231H17L16 229H17V226H19L20 224H21V226L22 225H25V227H26V229H25V231L27 232V234L29 235H32V237H38L39 238V242H38V250H39V257H38V255L36 256L37 258H38V261H39V259H41V261H39V263L40 264H53L54 262H52V260H51V258L52 259H56V260H58L56 257H50V256H53L55 253H57V251L54 253V252H52L51 251V249L53 250V249H63L62 247H66V246H64V241H65V239H66V237L68 236V234L69 235H71L72 237L71 238H73L74 239V237H75V239L74 240H76V242H74V243H76V244H72V248L74 247V245H77V246H75L76 248L78 247L79 249H81V250H86V252H88V251H90L93 255H99L100 254V256H101V253L103 254V253H106V251H108V250H111V251H113L114 249H115V246H113V245H111V244H108V243H106V241H105V237L107 238H109V236H105V234H109L108 233V231H107V229H105V231H103L104 232V234L103 233H101L102 231L98 228V227H100L99 225H97L96 224V221H95V217H93L94 215H92V213H90V211H88L89 210V208H88V210H86L85 208H87L86 207V205L84 204L85 202H84V200H83V204L85 205H81L80 203H78L77 204V206H76V204L75 203H77V202H75L74 203V201L72 202L73 204H75V207L73 206V204H72V207H74V208H68V210L67 211H65L63 214H61L62 212H61V210H60V212L58 211L59 209H61V205L63 204L62 202H61V205L59 204L58 206H60V208L58 207V206H56L57 204H56V202H59L60 200L62 201H64V199L62 198H59L60 200L59 201H57L56 199V192H55V195H54V193L53 192H51V190L50 191H47V188H45ZM52 189V188H51ZM58 189H59V187H58ZM126 189V188H125ZM186 189V190H187ZM190 189V188H189ZM213 189V188H212ZM225 189V188H224ZM250 189V188H249ZM8 190H9V188H8ZM10 190H12V189H10ZM127 190V189H126ZM136 190V189H135ZM192 190V189H191ZM14 191V190H13ZM128 191H129V189H128ZM183 191H185L184 190V187H183ZM188 191V190H187ZM233 191V190H232ZM231 191V192H232ZM244 191V190H243ZM263 191V190H262ZM10 192V194H12L11 192L12 191H9ZM59 192V191H58ZM58 192H57V194H58ZM136 192V191H135ZM149 192V191H148ZM155 192V191H154ZM157 192V191H156ZM157 192V193H158ZM186 192V191H185ZM185 192H183V193H185ZM190 192V191H189ZM211 192V191H210ZM209 192V193H210ZM238 192H240V191H238ZM30 193V192H29ZM60 193V192H59ZM137 193H138V191H137ZM188 193V192H187ZM204 193V192H203ZM217 193H218V191H217ZM220 193V192H219ZM249 193V192H248ZM126 194H127V192H126ZM151 194V193H150ZM230 194V193H229ZM60 195V194H59ZM58 195V196H59ZM84 195V194H83ZM86 195H88V197L89 196H91V195H89V194H86ZM224 195V194H223ZM231 195V194H230ZM14 196V195H13ZM62 196V195H61ZM139 196V195H138ZM154 196V195H153ZM159 196V195H158ZM189 196V195H188ZM242 196V195H241ZM244 196H246V195H244ZM243 196V197H244ZM10 197H12V196H10ZM87 197V196H86ZM87 197V198H88ZM118 197V196H117ZM134 197V196H133ZM208 197V196H207ZM248 197V196H247ZM12 198H14V197H12ZM43 198H48V199H46V200H43ZM92 199H90V197H89V199L90 200H93V197H91ZM116 198V197H115ZM136 197H134V199H135ZM148 198V197H147ZM224 198V197H223ZM240 198V197H239ZM85 199V198H84ZM116 199H118V198H116ZM205 199V198H204ZM2 200V199H1ZM86 200V199H85ZM89 200V201H90ZM107 200V199H106ZM114 200V199H113ZM140 200V199H139ZM145 200H146V198H145ZM155 200V199H154ZM198 200V199H197ZM211 200V199H210ZM217 200V199H216ZM16 201V200H15ZM23 201V200H22ZM71 201V200H70ZM70 201H68V202H70ZM88 201V200H87ZM88 201V202H89ZM111 201H112V199H111ZM119 201V200H118ZM126 201V200H125ZM135 201V200H134ZM136 201H138V199L136 200ZM186 201H187V203H186ZM203 201V200H202ZM3 202H4V200H3ZM6 202V201H5ZM5 202L3 203V205H5L6 206V204H5ZM51 202L52 203H55L54 205L56 206L55 208H54V206H53V204H51ZM67 202V203H68ZM81 202H82V200H81ZM120 202V201H119ZM190 202V201H189ZM200 202V201H199ZM198 202V203H199ZM208 202V201H207ZM234 202V201H233ZM238 202H239V200H238ZM46 203H48V204H46ZM51 204V206L53 207H51L50 206V204ZM107 203H108V201H107ZM138 203V204H137ZM155 203V202H154ZM186 203V204H185ZM1 204H2V202H1ZM0 204V205H1ZM112 204V203H111ZM126 204V203H125ZM190 204V203H189ZM232 204V203H231ZM261 204V203H260ZM51 207H49V206ZM71 205V204H70ZM102 205H104V203L102 204ZM2 206V205H1ZM4 206V207H5ZM21 206H23V204L21 205ZM65 206V205H64ZM63 205H62V207H64ZM85 208H84V207ZM192 206V205H191ZM101 207H103V206H101ZM110 207V206H109ZM181 207H183V208H181ZM187 207H190L189 205L187 206ZM186 207V208H187ZM25 208H27V209H25ZM59 208V209H58ZM66 208V207H65ZM65 208H64V210H65ZM115 208V207H114ZM23 209H25V210H23ZM110 209H111V207H110ZM121 209V208H120ZM125 209V208H124ZM181 209V210H180ZM257 209V208H256ZM256 209L254 210V212L256 211ZM62 210H63V208H62ZM117 211H118V209H116ZM185 210V208L183 209V211ZM206 210V209H205ZM103 211V210H102ZM106 210H104V212H105ZM113 211V210H112ZM186 211V210H185ZM107 212V211H106ZM109 212V211H108ZM113 212H115V211H113ZM113 212H109L110 214L111 213H113ZM208 212V211H207ZM103 213V212H102ZM152 213V212H151ZM185 213V212H184ZM183 213V214H184ZM204 213V212H203ZM259 213V212H258ZM105 214L106 213H104V215L103 216H105ZM115 214V213H114ZM122 214V213H121ZM187 214V213H186ZM108 215V214H107ZM106 215V216H107ZM117 215H118V213H117ZM120 215V214H119ZM151 215V214H150ZM105 216V217H106ZM109 216H111V215H109ZM121 216V215H120ZM145 216V217H144ZM152 216H157L156 215V213H155V215H152ZM261 216V215H260ZM9 217V219H10V217L12 218V222L8 219V221L9 222H11V223H9L8 222V224H7V218ZM119 216H117V218H118ZM143 219H142V221L143 222H145V224H143L144 226H142L143 227V229H142V232H138V234H140V233H142V235L143 234H145V231L149 228V226H151L150 224L152 223V220H153V218H152V220H150V216H149V213L147 212V213H144V215H143ZM158 217V216H157ZM235 217V216H234ZM257 217V216H256ZM95 218V219H94ZM108 218V217H107ZM116 218V219H117ZM142 218V217H141ZM110 219V218H109ZM113 220H114V218H112ZM115 219V220H116ZM232 219V218H231ZM264 219V218H263ZM164 220V219H163ZM241 220V219H240ZM240 220L239 221H236V222H239L238 223V226H235V227H237V230H238V232H237V234L236 235H234V234H231V230H230V232H226V233H224V231H223V233L221 234L220 233V235H221V237H238V234H242V224H241V222H240ZM248 220V219H247ZM111 221V220H110ZM154 221V220H153ZM170 221V220H169ZM3 222H6L5 224H3ZM80 222H81V224H82V222H92V224H93V229H92V231L91 230H89V228L88 227H86V228H88V230L89 231H91V233L90 232H88V231H86L88 234L86 235V234H84V232H83V230H84V228L83 227H81V229H80ZM107 222V221H106ZM117 222V221H116ZM162 222V221H161ZM231 222V221H230ZM236 222H235V224H236ZM109 223V226H108V224H107V228H111V226L112 225H114L115 224V222H114V224H112L111 226H110V222H108ZM113 223V222H112ZM118 223V222H117ZM163 223H165V222H163ZM171 223V222H170ZM233 223V222H232ZM259 223V222H258ZM91 224V225H92ZM119 224V223H118ZM167 222L165 223V225L163 224L162 225V223L159 225V229H157V230H160V234H158V237H164V235L162 234V233H164L163 231L164 230H166V229H168V226H167ZM4 225V226H3ZM77 225H79L78 226V228H76L77 227ZM86 225H89V224H87L86 223ZM85 225V226H86ZM90 225V226H91ZM262 225V224H261ZM6 226V227H5ZM224 226V225H223ZM228 226V225H227ZM113 227H115V225L113 226ZM152 227V226H151ZM167 227V228H166ZM171 226L169 225V228H170ZM234 227V226H233ZM263 227V226H262ZM74 228H76L75 230H74ZM83 228V229H82ZM85 228V229H86ZM91 228V227H90ZM106 228V227H105ZM116 228H118V227H116ZM166 228V229H165ZM228 228V227H227ZM115 229V228H114ZM137 229V228H136ZM243 229H244V227H243ZM87 230V229H86ZM111 230V229H110ZM112 230H113V228H112ZM120 230V229H119ZM220 230V229H219ZM225 230V229H224ZM106 231H107V233H106ZM114 231V230H113ZM149 231V230H148ZM221 231V230H220ZM1 232V231H0ZM110 232V231H109ZM117 231H115L114 232V235H115V233H116ZM121 232V231H120ZM219 232V231H218ZM71 233V234H70ZM111 233V232H110ZM135 233V232H134ZM16 234V233H15ZM18 234V233H17ZM16 234V235H17ZM25 234V233H24ZM90 234V235H89ZM165 234V233H164ZM19 235V234H18ZM17 235V236H18ZM105 237H104V236ZM111 236H114V235H112V233L110 234ZM118 235V234H117ZM163 235V236H162ZM253 235V234H252ZM16 236V237H17ZM20 236V235H19ZM17 237L18 239L19 238H21V236L20 237ZM100 236H103L104 238L102 239ZM242 236V235H241ZM23 237V236H22ZM114 237H117L116 235L114 236ZM154 237V236H153ZM155 237H157V236H155ZM157 237V238H158ZM253 237V236H252ZM3 237H1L0 238V241H1V239H2ZM26 238V237H25ZM107 238V239H108ZM4 239H5V237H4ZM23 239H24V237H23ZM106 239V240H107ZM218 239H219V237H218ZM233 239V238H232ZM236 239V238H235ZM14 240H16V238L14 239ZM26 240V239H25ZM129 240V239H128ZM134 240H136V239H134ZM134 240H132V242L134 241ZM138 240V239H137ZM223 240V239H222ZM225 240V239H224ZM230 240V242H231V239H229ZM18 241V240H17ZM17 241H13L12 240V242H17ZM29 241V240H28ZM27 241V242H28ZM108 241V240H107ZM139 241V240H138ZM217 241V240H216ZM238 241V240H237ZM27 242H25V243H27ZM71 243L73 242L72 240L70 241ZM131 241H129V243H130ZM137 242V241H136ZM227 242V241H226ZM233 242H235V241H233ZM2 243V242H1ZM0 243V244H1ZM4 243V242H3ZM9 243V242H8ZM20 243V242H19ZM19 243H18V245H19ZM30 243H31V240H30ZM35 243H36V241H35ZM34 243V241H33V244L32 245H34L35 244ZM70 243V244H71ZM225 243V242H224ZM228 243V242H227ZM241 243V242H240ZM4 244H6V246H7V243L5 242ZM10 244V243H9ZM9 244H8V248H9ZM113 244V243H112ZM116 244V242H114V245ZM156 244V246H157V243H155ZM155 244H154V246L153 247H155ZM219 244V243H218ZM11 245L12 244H10V247H11ZM23 245H24V243H23ZM32 245H30V247L34 250V252H32V250L31 251H29V249H31V248H27V246L23 249V250H25L26 249V251H27V249H28V251L29 252H31L32 253V255L36 252V251H38L37 249H35V247L33 248L32 247ZM117 245V244H116ZM131 245H132V243H131ZM228 245V244H227ZM15 246H17V245H15ZM15 246L13 245V248H14V251H16L15 250ZM59 246H61V248H59ZM125 246V245H124ZM129 246V245H128ZM128 246H126L125 248H127ZM133 246V245H132ZM230 246H231V244H230ZM237 246V245H236ZM28 247H29V243H28ZM67 247H68V245H67ZM69 247H70V245H69ZM74 247V248H75ZM1 248H3L2 247V244H1ZM6 248V247H5ZM43 248H46L44 251L46 252V250H49L48 248H50V251H51V254H48V253H46V255L44 254V251L42 250ZM73 248V249H74ZM120 248V247H119ZM123 248V247H122ZM121 248V252H123L124 251V253H125V251L126 250H129L130 248H132V247H130L129 249L127 248L126 250H123ZM136 248H137V246H136ZM213 248V247H212ZM228 248V247H227ZM237 248V247H236ZM19 249V248H18ZM57 249V250H58ZM66 249V248H65ZM68 249V248H67ZM66 249V250H67ZM79 249H77V251L79 250ZM156 249V248H155ZM214 249V248H213ZM230 249H231V247H230ZM251 249V248H250ZM8 250H10V249H8ZM8 250L6 251L7 252V254H8ZM36 250V251H35ZM72 249H70L69 248V251L68 252H70ZM74 250H76V249H74ZM11 251H12V248H11ZM11 251H10V253L8 254V256L10 255V254H12V253H15V252H12L11 253ZM50 251H49V253H50ZM54 251V250H53ZM60 251H63V250H60ZM59 250H58V253H57V255L59 254V252H60ZM73 251V250H72ZM71 251V252H72ZM115 251H116V249H115ZM119 251V250H118ZM136 251V250H135ZM2 252V251H1ZM23 252V251H22ZM43 252V253H42ZM48 252V251H47ZM117 252V251H116ZM120 252V253H121ZM213 252V251H212ZM220 252V251H219ZM226 252V251H225ZM237 252V251H236ZM3 254H4V252H2ZM1 253V254H2ZM52 253H54L53 255H52ZM89 253V252H88ZM88 253H86V254H88ZM124 253H123V256H124ZM126 253H128L127 251H126ZM155 253H157V251H155ZM6 254V253H5ZM6 254V255H7ZM92 254H91V256H92ZM128 254H130L131 255V253L129 252ZM206 254V253H205ZM5 255V256H6ZM14 255V254H13ZM35 255V254H34ZM33 255V256H34ZM48 255H50L49 257H50V259L48 260V262H45L46 260H47V258H48ZM109 255V254H108ZM118 255L120 256V254L118 253ZM129 255V256H130ZM7 256V257H8ZM17 256V255H16ZM47 258H46V257ZM60 256V255H59ZM81 256V255H80ZM90 256V257H91ZM122 256V255H121ZM128 256V255H127ZM220 256V255H219ZM228 256V255H227ZM230 256V255H229ZM228 256V257H229ZM7 257H6V259H7ZM12 256H10V258H11ZM62 257V256H61ZM71 257V256H70ZM98 257V256H97ZM101 257H103V256H101ZM110 257V256H109ZM125 257H126V254H125ZM205 257H207V255L205 256ZM222 257V256H221ZM0 258H1V255H0ZM3 258V257H2ZM9 258V257H8ZM13 258V257H12ZM44 258V259H43ZM59 258V257H58ZM89 258V257H88ZM93 258H95L94 256H93ZM121 258V257H120ZM241 258V257H240ZM54 259V261H55V263L54 264H105V263H107V262H105V259H100V261H98L97 259H96V261H93V259H92V261L90 260V262H77V263H75V262H62V261H64V260H62L61 261V259L62 258H60L59 260V262L58 261H56ZM66 259V258H65ZM111 259H113V257L111 258L110 257V260L109 261H111ZM115 259V258H114ZM217 259V258H216ZM224 259H225V257H224ZM232 259V258H231ZM4 260V259H3ZM2 260V261H3ZM8 260V259H7ZM71 260V259H70ZM83 260H84V258H83ZM209 260V259H208ZM76 261V260H75ZM79 261V260H78ZM82 261V260H81ZM85 261V260H84ZM113 261V260H112ZM218 261V260H217ZM222 261V260H221ZM42 262V263H41ZM57 262V263H56ZM242 262V261H241ZM208 263V262H207ZM209 263H210V261H209ZM212 263V262H211ZM214 263V262H213ZM215 263H216V261H215ZM222 263V262H221ZM226 263V262H225ZM255 263H257V262H255ZM2 264H3V262H2ZM108 264H110V262L108 263ZM218 264V263H217ZM220 264V263H219ZM228 264V263H227ZM234 264V263H233ZM238 264V263H237ZM240 264V263H239Z\"/></svg>","mask_w":264,"mask_h":264}]
</instances>
